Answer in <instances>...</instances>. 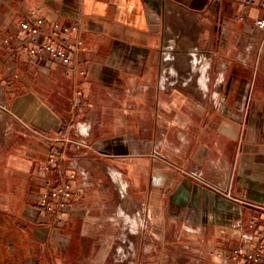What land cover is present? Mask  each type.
<instances>
[{"label": "crops", "instance_id": "crops-1", "mask_svg": "<svg viewBox=\"0 0 264 264\" xmlns=\"http://www.w3.org/2000/svg\"><path fill=\"white\" fill-rule=\"evenodd\" d=\"M31 12L79 27L71 64L14 57ZM260 13L0 0V264H241L264 207ZM45 178L70 184L62 213L38 202Z\"/></svg>", "mask_w": 264, "mask_h": 264}, {"label": "built area", "instance_id": "built-area-1", "mask_svg": "<svg viewBox=\"0 0 264 264\" xmlns=\"http://www.w3.org/2000/svg\"><path fill=\"white\" fill-rule=\"evenodd\" d=\"M233 1L243 9L260 8L261 13L251 17L249 29L253 33L264 31V0ZM17 28L21 36L4 40L15 58L19 55L17 51H21L37 60L48 55L54 62L71 64L72 54L80 49L81 39L77 25H65L56 21L45 23L42 17L31 12L28 17L18 21ZM73 177L74 173L71 172L68 179ZM43 184L45 191L40 194L38 200L40 206L50 213L55 214L57 211L62 213L71 195L69 182L66 180L52 186L51 181L45 178ZM254 207L262 213L260 219L253 218L249 224V228H254L260 223V227L255 231L256 239L251 242L249 251L233 249L230 255L233 260L241 259V264H257L264 252V207L257 205Z\"/></svg>", "mask_w": 264, "mask_h": 264}, {"label": "bare ground", "instance_id": "bare-ground-1", "mask_svg": "<svg viewBox=\"0 0 264 264\" xmlns=\"http://www.w3.org/2000/svg\"><path fill=\"white\" fill-rule=\"evenodd\" d=\"M170 29H171V28H170ZM165 44H166V43H165ZM165 49H166V48H165ZM174 49H175V48H174ZM164 54H165V53H164ZM168 55H169V54H168ZM169 56H170V55H169ZM169 56H168V57H169ZM196 57H197V56H196ZM169 61H170V60H169ZM199 63H200V62H199ZM202 69H203V68H202ZM202 69H201V70H202ZM193 74H194V73H193ZM200 76H201V75H200ZM206 76H207V75H206ZM203 77H204V76H203ZM120 177H121V176H120ZM119 184H120V183H119ZM124 185H126V184H124ZM118 188H119V187H118ZM119 191H120V190H119ZM122 192H123V191H122ZM124 192H125V191H124ZM125 193H126V192H125ZM124 196H125V195H124ZM135 220H136V219H135ZM136 223H137V222H136ZM132 226H133V225H132Z\"/></svg>", "mask_w": 264, "mask_h": 264}, {"label": "rangeland", "instance_id": "rangeland-1", "mask_svg": "<svg viewBox=\"0 0 264 264\" xmlns=\"http://www.w3.org/2000/svg\"><path fill=\"white\" fill-rule=\"evenodd\" d=\"M128 248H129V246H128ZM132 249H133V246H132Z\"/></svg>", "mask_w": 264, "mask_h": 264}]
</instances>
